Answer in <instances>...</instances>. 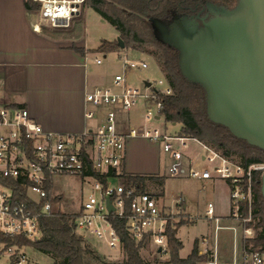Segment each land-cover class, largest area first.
<instances>
[{"label":"built area","instance_id":"1","mask_svg":"<svg viewBox=\"0 0 264 264\" xmlns=\"http://www.w3.org/2000/svg\"><path fill=\"white\" fill-rule=\"evenodd\" d=\"M39 5L31 25L41 32L45 25L68 27L80 16L88 0H32ZM125 70L108 84L95 85L85 91V117L96 124L82 132L47 130L25 106L0 104V264H34L27 252L32 246L21 240H35L42 236L40 219L50 213L54 197L46 187L49 177L57 175L82 176L94 181V193L81 204L75 225L79 233L103 240L117 252L124 251V243L113 217L125 218L129 235L136 241L145 238L154 244L155 254L164 257L169 251L166 233L167 217L158 198L148 190L126 186L120 174L127 158L131 138L142 136L157 142L170 157L171 176L188 174L201 181L224 180L229 185L231 224L221 223L215 204L208 203L207 219L214 223V235L200 239L199 253L210 254L203 264H264V253L247 250L245 239L256 235L253 223V180L256 173H264V162L243 165L197 138L180 132L170 133L156 125L143 127L128 123L125 128L121 115L132 108L144 107L146 121L165 119L159 95L173 93L166 77L151 82L144 89L130 85L127 70L145 69V59H129L119 53ZM97 64L103 60L94 57ZM162 86V87H160ZM154 106V108L152 107ZM174 123V122H173ZM200 144L201 150L191 156L189 142ZM91 170L105 175L106 182L94 177ZM112 171V174L109 172ZM113 180H118L113 183ZM108 198L114 207L110 211ZM183 207V199L178 201ZM248 211H245V208ZM233 232L235 248L242 239V262L217 261L218 232Z\"/></svg>","mask_w":264,"mask_h":264},{"label":"trees","instance_id":"2","mask_svg":"<svg viewBox=\"0 0 264 264\" xmlns=\"http://www.w3.org/2000/svg\"><path fill=\"white\" fill-rule=\"evenodd\" d=\"M204 0H88V5L109 21L120 33L125 48H120L118 41L103 40L99 51H123L133 49L144 51L146 45H152L162 71L173 93L159 95L162 101V114L168 122L181 123V133L197 138L205 144L221 151L225 156L248 166L252 163L264 162V149L250 144L247 140L234 135L231 130L209 118L207 111V94L200 83L188 80L179 66V51L166 42L160 40L150 17L172 20L175 16L184 14L194 15L191 7ZM216 5L232 8L237 0H208ZM28 12L34 13L39 5L32 0H25ZM44 29V27H43ZM79 53L85 54L84 47L73 46ZM24 106L23 104H13ZM91 174L106 182L105 175L91 170ZM112 174V171L109 172ZM126 186H136L145 190L149 183L163 188V178L156 174H139L122 171L120 174ZM46 187L53 191V177L50 176ZM163 192L157 195H162ZM60 197H51L53 206L50 213L40 219L42 236L35 239L21 240L40 252L51 256L52 264H150L141 255L149 239L141 241L133 239L126 228L127 210L125 218L113 217V222L121 235L124 251L127 257L122 261H109L100 254L86 237L76 229L78 213H66L57 207ZM244 207V206H243ZM245 211H248L246 207ZM252 214L256 228V235L245 239L247 250H259L264 253V196L262 194V174L256 173L253 180ZM184 221V220H183ZM175 222L171 216L167 217L166 233L170 257L166 264H203L210 260V254L199 253V240L196 239L191 252L186 257L180 255L183 247L177 236V228L182 225Z\"/></svg>","mask_w":264,"mask_h":264},{"label":"rangeland","instance_id":"3","mask_svg":"<svg viewBox=\"0 0 264 264\" xmlns=\"http://www.w3.org/2000/svg\"><path fill=\"white\" fill-rule=\"evenodd\" d=\"M15 11V3L11 4L8 1L0 0V40L6 52L11 51L13 47L19 52L25 51L26 48L24 35L20 30H17L19 27L14 23L16 20L12 19V14ZM34 16L35 14L32 15V19ZM206 16L209 18L212 16V13L209 11L204 15V17ZM42 32L53 37H62L78 45H84L85 53L88 55L87 68L89 75L98 79L100 81L98 84L110 83L116 74L124 72L125 67L123 61L120 59V52H125L129 59H145L149 63V67L145 69L127 70V81L130 85L144 89L147 81L158 82L165 77L158 63V58L155 55L156 48L152 45H146L144 51L133 49H126L120 52L99 51L98 47L103 40L117 41L120 33L109 21L104 19L88 4L83 8L80 16L74 18L68 27L45 25ZM30 46L32 48L36 47L34 41L31 42ZM94 57H100L103 62L101 64L95 63ZM41 73L42 70L39 74ZM0 104H4L1 94ZM152 107L154 108V106ZM121 119L124 126H128L129 122L136 127L156 125L167 129L170 133H178L182 128L181 123L177 122L174 124L173 122L166 121L164 118L146 121L144 119V107L141 105L132 108L128 113L122 114ZM130 141L132 144V154H130L129 158L132 162L136 164L152 162L153 165L160 167L159 172L161 175L159 176L163 178V188L150 183L147 190L155 194L163 192V196L158 201L159 206L175 222H183L177 228V236L183 243L180 255L186 257L191 252L195 240L198 239L200 241L199 237L201 238L203 234L211 233L213 230L211 221L207 219L208 203L210 201L218 203V207L220 206L223 211L229 214V186L224 180H212L211 183L203 186L205 182H201L188 174L171 176L168 171L170 157L160 145L142 136L133 137ZM189 145L188 153L191 156L201 150L200 144L196 142L190 141ZM117 182L118 180H113V183ZM93 184L94 181L91 178L57 175L52 191L53 196L60 197L57 207L66 213H78L83 201L91 193H94ZM181 198L184 200L186 209L178 207L177 203ZM228 235H230V231L228 230L220 232L222 238ZM86 239L109 261H122L127 257L125 251L119 253L110 249L103 240L96 238L92 234H88ZM154 250V244L148 242L141 248L140 252L143 258L150 264H166V261L170 257L169 252L164 257H160L155 254ZM27 252L34 264L53 263L54 259L51 256L40 252L34 247L28 248Z\"/></svg>","mask_w":264,"mask_h":264},{"label":"water","instance_id":"4","mask_svg":"<svg viewBox=\"0 0 264 264\" xmlns=\"http://www.w3.org/2000/svg\"><path fill=\"white\" fill-rule=\"evenodd\" d=\"M207 4L209 18L149 20L157 37L179 51L182 74L205 88L209 118L264 149V0H238L233 8ZM117 41L125 48L120 36ZM107 205L114 210L110 198Z\"/></svg>","mask_w":264,"mask_h":264},{"label":"crops","instance_id":"5","mask_svg":"<svg viewBox=\"0 0 264 264\" xmlns=\"http://www.w3.org/2000/svg\"><path fill=\"white\" fill-rule=\"evenodd\" d=\"M2 1L15 3L16 11L12 12V19L16 20L14 23L19 27L17 30L22 32L26 42L25 51L19 52L13 47L11 51L6 52L0 40V94L4 104H23L30 110L33 118L51 131L82 132L94 126L96 122L85 117V91L99 85L100 81L89 75L88 55L86 53L83 55L73 48V46H85L62 37H53L42 31H35L31 25L33 14L27 11L25 0ZM32 41L36 47L30 46ZM40 69L41 74H39ZM130 154H132L131 141L128 143L123 171L161 175L159 166L153 165L152 162L136 164L130 160ZM211 181L201 182H205L203 186H206ZM152 194L158 198V201L163 196V194ZM213 203L217 215L222 218L221 223L231 224L229 214L218 207V203ZM183 209H186L184 204ZM210 223L213 226L212 232L203 234L201 238L203 236L212 238L214 235L215 226L213 222ZM222 230L230 231V235L222 238L220 236ZM217 245L218 262L232 263L235 258L238 262H242L244 255L242 239L235 248L231 230H219Z\"/></svg>","mask_w":264,"mask_h":264},{"label":"flooded vegetation","instance_id":"6","mask_svg":"<svg viewBox=\"0 0 264 264\" xmlns=\"http://www.w3.org/2000/svg\"><path fill=\"white\" fill-rule=\"evenodd\" d=\"M237 2H238V0H237ZM207 3H209L208 0H204L201 4L196 3L195 6L191 7V11H192L191 13L194 15H200V16L206 15L209 12ZM236 4H235V6H236Z\"/></svg>","mask_w":264,"mask_h":264}]
</instances>
